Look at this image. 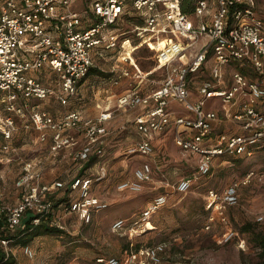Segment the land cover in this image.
<instances>
[{"label": "built area", "instance_id": "built-area-1", "mask_svg": "<svg viewBox=\"0 0 264 264\" xmlns=\"http://www.w3.org/2000/svg\"><path fill=\"white\" fill-rule=\"evenodd\" d=\"M71 2L0 0V111L5 112H0V154L11 153V142L18 131L16 118L20 116L26 119L24 128L38 132L41 142L51 133L53 151L73 144L68 132H82L85 143L74 154L76 162L87 163L91 158L105 156L110 138L115 135L106 126L112 120L110 112L85 119L81 112L71 111L55 120L48 112L32 106L31 101L54 96L66 105L94 67L99 51L116 48L117 25L128 16L142 22L134 32L155 53L156 67L164 70L165 77L158 88L145 93L140 89L146 76L132 69L136 66L134 60L125 57L127 67L112 71L114 85L130 80L117 98L118 110L137 112L133 124L139 139L125 155L151 158L156 152L152 138L172 132L179 149L200 158L193 178L181 179L175 186L178 193L187 194L199 177L210 175L216 159L251 158L264 153V111L260 109L264 105V17L255 0H196L192 15L183 12L182 0H92L90 17L86 19L70 9ZM209 62L210 77L199 80ZM227 71L230 85L223 88ZM36 72L48 74L51 81L55 78L58 89L30 75ZM197 81V99L193 100L191 83ZM212 100H217L220 108L207 109ZM176 104L190 115L179 114L173 107ZM223 120L239 127L241 133L217 135V124ZM37 165L34 160L24 162L16 181L23 192L21 199L16 204H0V222L11 232L22 225L27 213L36 216L34 224L51 216L53 226L66 230L49 199L54 190H62L66 184L58 180L43 182ZM104 175L75 177L68 187L78 194H70L64 212L89 223L94 214L106 210L108 204L92 194L94 182ZM153 175V164L145 161L134 169L132 179L121 182L117 189L140 193ZM253 176L254 172L244 184L250 183ZM239 187L233 183L222 192L208 191L205 210L212 214L206 230L216 215L226 221L225 211L239 201ZM167 203L168 194H159L136 220H116L112 231L129 238L130 251L124 261L98 256L95 264H166L164 243L135 248L133 237L150 229L152 217ZM236 237L237 233L229 230L224 241ZM1 243L9 256L10 242ZM240 245L245 244L241 241ZM23 253L30 259L35 256L29 245L23 247Z\"/></svg>", "mask_w": 264, "mask_h": 264}, {"label": "rangeland", "instance_id": "rangeland-1", "mask_svg": "<svg viewBox=\"0 0 264 264\" xmlns=\"http://www.w3.org/2000/svg\"><path fill=\"white\" fill-rule=\"evenodd\" d=\"M91 1L72 0L70 9L79 12L86 19L90 17ZM255 2L256 8L264 17V0ZM141 24L140 19L136 17H125L123 22L117 25L116 48L103 49L94 58L93 69L96 71L87 78L89 81L94 80L93 83L97 85H92L94 92L93 89L89 92L88 97L91 100L95 99V90L98 88L104 90L113 86L114 93L124 89L116 88L118 85L112 84L111 77L114 75L113 68L127 67L123 58L128 54H131L136 64L132 69L138 70L142 77L146 76L140 90L147 93L160 86L165 72L157 69L155 53L134 32L135 27ZM163 44L164 42L161 46ZM233 67L230 69L233 70ZM30 75L41 78L44 82L50 77L46 73L41 76V72ZM126 86L124 84V87ZM107 95L108 93L101 92L99 97ZM68 102L64 106H68ZM44 103H51L50 109H46L48 112L62 111L63 104L55 97L45 101H31V105L38 106L37 109L40 110L43 109L40 105ZM115 106L110 108L114 111ZM113 128L115 130L118 126ZM22 131L18 130L17 137L15 134L11 142L12 161H0V204H15L21 199L23 192L17 188L16 181L25 161L35 158L40 161L41 164L37 165V168L41 172L43 182L60 180L68 187L72 178L80 174L81 164L74 160L77 146L70 145L60 151H53L51 133L45 142H41L38 139L39 134H35L33 130L28 136ZM159 144L157 163L153 165L158 170L155 179L146 184L140 193L120 192L117 186L124 180L132 179L134 169L139 164L150 161V158L142 155L127 157L125 150H119L120 152L114 155L117 158L114 164L106 169V179L95 182L92 187V193L107 200L109 207L94 214L89 223L83 222L76 214L64 212L62 205L68 201L66 188L52 195L55 216L61 217L66 228L65 234L34 238L28 244L35 253L33 259L23 254L22 245L10 243L8 250L12 264H95L98 256L118 257L124 261L128 239L112 231L113 222L118 219L136 220L147 203L159 194H168V203L152 217V230L138 232L133 237L134 244L147 246L146 244L164 243L167 249L166 264H264L263 254L253 243L251 233L240 231L250 223L253 224L254 230L264 232V153L243 160L218 158L207 178L193 182L187 194H180L175 186L181 179L193 178L196 173V161L177 148L171 134L162 137ZM86 166L82 165L83 175L99 170L94 169V166ZM252 172L254 176L250 183L244 184ZM233 183L240 186L238 203L225 211V222L216 215L211 228L206 230L207 221L212 214L205 210L208 191L214 189L222 192ZM71 194L75 197L78 193ZM70 199L71 197L69 201ZM229 230L237 233V237L225 242L224 236ZM241 241L244 246L240 245Z\"/></svg>", "mask_w": 264, "mask_h": 264}, {"label": "crops", "instance_id": "crops-1", "mask_svg": "<svg viewBox=\"0 0 264 264\" xmlns=\"http://www.w3.org/2000/svg\"><path fill=\"white\" fill-rule=\"evenodd\" d=\"M90 5V3H89ZM210 65H211V62H209L205 68H203L200 76H199V80H201V78H209L210 77ZM115 68H113L114 70ZM117 70H119L117 68ZM226 78H225V82L223 83L222 87L223 88H226L230 85V72H226ZM114 77V75L111 77V80L112 78ZM88 78V77H87ZM87 78H85L79 85L78 87V92L76 94L75 97L73 98H70L69 99V104L68 106H64L62 107V111L61 112H58L57 110H53V111H50L48 112L46 109H50L51 107V103H44V104H41L40 107L43 108V109H39L40 111H46L48 112L55 120H59L60 118H62V116L67 113V112H71V111H78V112H81L82 115L84 116L85 119H95V118H98L99 115L103 112H110L112 114V120L107 122L106 123V126L108 127L109 130L111 131H114L115 135H113L111 138H110V141L107 145V149H106V154L103 158H100V159H96L95 162L93 163L94 165V169H99L101 171H96L94 170V172H90L88 173L87 175H82V176H99L101 175L102 173H104V177L101 178L100 180H104L106 179V169L108 170V168H110L112 166V164H114V162L116 161V158L117 156H114V155H117L118 152H120L121 150H126L134 143L136 142L138 139H139V136L138 134L136 133L135 129H134V124H133V121H134V117L136 115V111H122V110H118L117 108V98L118 96L124 92V90L127 89L128 87V84L130 83V80H122L120 82V84L116 87H120V89L124 88L123 90H121V92L119 93H114L112 88H109V89H100L98 88L97 90H95V99L91 100L88 95H89V92L91 89H93L92 91L94 92V87L93 86H97L96 83H93L94 80H87ZM51 80H48L46 81V83L49 84H52V86L57 90L58 89V85L55 81V78L52 79V81L50 82ZM55 81V82H54ZM124 82L125 86L124 87V84L122 85L121 83ZM113 84V83H112ZM197 84H198V81L197 82H193L191 83V90L193 91V100L197 99V95H196V87H197ZM93 85V86H92ZM114 85V84H113ZM122 85V86H120ZM92 86V87H91ZM102 90V91H101ZM119 90V89H117ZM101 92H105V93H108L107 96H103L102 98L99 97ZM51 97H54V96H51ZM116 97V98H115ZM56 99V98H55ZM48 100V99H47ZM54 105V103H53ZM112 105H116L115 107L116 108H113L114 111L110 108L112 107ZM38 108V106H36ZM65 107H68L67 109H65ZM175 110H177V112L181 115H184V116H189L190 114H188L184 108H182L181 106L179 105H174L173 106ZM211 108H220V104L218 103L217 100H212V101H208L207 103V109H211ZM261 110L264 111V105L260 107ZM0 112H2V114L5 112L3 110H1ZM118 112V113H116ZM131 114H130V113ZM128 114V115H127ZM16 121H17V125H18V130L21 129L24 130L22 132H24L23 134L25 136H28L29 132L32 131V130H28V129H25L24 128V125L26 123V119L25 118H22V117H17L16 118ZM131 124V125H130ZM117 127V129L114 130L113 127ZM34 131V130H33ZM229 132L231 133H241V130L239 129V127H234L233 124H231L230 122H226V121H221L220 123L217 124V127H216V133L217 135L218 134H228ZM35 134H38V132L34 131ZM16 134V133H15ZM15 134H14V137L12 139V142L15 138ZM68 134L74 139L73 141V144L74 146H77L76 148L78 150H75V153L79 150L82 149L84 143H85V138H84V134L82 132H76V131H70L68 132ZM170 135L171 134V137H172V140H173V134L172 132H168L162 136H155L152 138V143L154 145V148H155V155L153 157L150 158V162L155 165L157 162H156V158H157V148L158 146L160 145L159 144V141L162 137L166 136V135ZM18 134H16V137H17ZM51 137V136H50ZM132 139V140H131ZM2 141V140H1ZM79 146V147H78ZM178 148V147H177ZM179 149V148H178ZM110 150V151H109ZM120 150V151H119ZM181 150V149H180ZM182 151V150H181ZM183 152V151H182ZM189 156H192L195 161H196V170H197V167H198V161H199V157L196 156V155H192V154H188ZM0 161H5V163L7 162H10L12 161L13 159V155L12 154H2L0 155ZM36 159V158H35ZM35 159H31V160H34L38 165H40V161H36ZM77 164H81L80 165V168H79V173H81L82 171V165L84 166L86 163H79V162H76ZM142 164V163H141ZM141 164H139L138 166H140ZM91 166V167H92ZM137 166V167H138ZM90 167V168H91ZM136 167V168H137ZM113 170V167L111 168ZM153 170H154V175H153V179L152 181H154L155 179V174L157 173V167L155 168V166H153ZM103 171V172H102ZM197 172V171H196ZM93 173V174H92ZM196 174V173H195ZM81 175L77 174L76 176H74L72 178V180L75 178V177H80ZM133 177V176H132ZM71 180V181H72ZM99 180V181H100ZM54 181H57V180H54ZM60 181V180H58ZM71 181L69 182V184L71 183ZM125 181V180H124ZM151 181V182H152ZM45 182V181H44ZM53 182V181H52ZM63 182V181H62ZM97 182V181H95ZM94 182V184H95ZM46 183H51V182H46ZM65 183V182H64ZM178 183V182H177ZM66 184V183H65ZM93 184V185H94ZM93 187V186H92ZM60 190H54L52 192V194L49 195V199L52 200V195L56 194L57 192H59ZM93 194V193H92ZM95 195V194H93ZM97 196V195H95ZM99 197V196H97ZM156 197V196H155ZM100 199L104 200L106 203H107V200L99 197ZM16 204V203H15ZM108 204V203H107ZM109 205V204H108ZM63 206V205H62ZM146 207V206H145ZM55 212V211H54ZM100 213V212H99ZM69 214V213H67ZM97 214V213H96ZM61 218V217H60ZM119 220V219H118ZM115 222V221H114ZM113 222V223H114ZM120 234V233H118ZM22 252H23V247H22ZM24 254V253H23Z\"/></svg>", "mask_w": 264, "mask_h": 264}, {"label": "trees", "instance_id": "trees-1", "mask_svg": "<svg viewBox=\"0 0 264 264\" xmlns=\"http://www.w3.org/2000/svg\"><path fill=\"white\" fill-rule=\"evenodd\" d=\"M195 1L196 0H182L183 12L189 15H192L194 12ZM95 71L96 70L91 68L87 77H89ZM225 157H229V156H223L222 158H225ZM229 158H233V157H229ZM245 158H246L245 156H242V157H238L235 159L243 160ZM95 160L96 158H91V160L86 163L87 165L86 168H89L90 166H92ZM80 175L82 176L83 174L80 173ZM203 178H207V177H199L197 180L203 179ZM65 188H66V192H68V201L65 202L66 203L65 205L63 204L64 208L68 207L69 197L71 194L70 187H65ZM163 208H161L159 211H161ZM35 218L36 216L32 215L31 213H27L25 218L23 219L22 225L13 232L7 229V226L5 225V223L0 222V264H12L11 262L12 257L10 256V254L9 256H7V253L5 252L2 246V243H1L2 240L9 241L10 243L22 245L24 247L28 245L34 238L39 237V236H43V235L62 236L63 234H65L64 230H61L51 224V216L45 220H42L39 224H34L33 221ZM240 231L243 233H246V232L251 233V239L253 243L255 244L257 248L261 250L263 257H264V232L254 230L253 224H250V223L246 224ZM124 237L128 239L127 248H126V253L128 254L130 251V246L132 242L129 240L127 236H124ZM146 245L151 246L148 244ZM141 246H145V245L137 244V243L134 244L135 248H140Z\"/></svg>", "mask_w": 264, "mask_h": 264}, {"label": "bare ground", "instance_id": "bare-ground-1", "mask_svg": "<svg viewBox=\"0 0 264 264\" xmlns=\"http://www.w3.org/2000/svg\"><path fill=\"white\" fill-rule=\"evenodd\" d=\"M127 54H128V53H127ZM126 58H128V59H132L131 54L126 55ZM149 226H150V229H151V230L154 228L152 224H150Z\"/></svg>", "mask_w": 264, "mask_h": 264}]
</instances>
